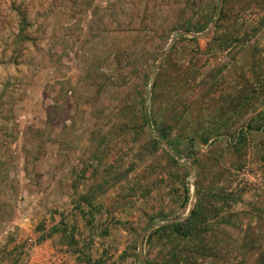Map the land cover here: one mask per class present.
<instances>
[{
    "label": "rangeland",
    "instance_id": "rangeland-1",
    "mask_svg": "<svg viewBox=\"0 0 264 264\" xmlns=\"http://www.w3.org/2000/svg\"><path fill=\"white\" fill-rule=\"evenodd\" d=\"M0 264H264V0H0Z\"/></svg>",
    "mask_w": 264,
    "mask_h": 264
},
{
    "label": "water",
    "instance_id": "water-1",
    "mask_svg": "<svg viewBox=\"0 0 264 264\" xmlns=\"http://www.w3.org/2000/svg\"><path fill=\"white\" fill-rule=\"evenodd\" d=\"M221 10H222V5H221ZM221 10H220V13H221ZM219 13V14H220ZM171 46H172V44H171ZM166 57V54H165V56L163 57V59ZM165 146L167 147V148H169L168 147V145H166L165 144ZM189 171L192 173V170L191 169H189ZM191 213V212H190ZM143 241H144V236L142 237V240H141V242H140V246H139V258H140V261L141 262H145L144 261V256H143Z\"/></svg>",
    "mask_w": 264,
    "mask_h": 264
},
{
    "label": "trees",
    "instance_id": "trees-1",
    "mask_svg": "<svg viewBox=\"0 0 264 264\" xmlns=\"http://www.w3.org/2000/svg\"><path fill=\"white\" fill-rule=\"evenodd\" d=\"M192 215H194V212H192Z\"/></svg>",
    "mask_w": 264,
    "mask_h": 264
}]
</instances>
